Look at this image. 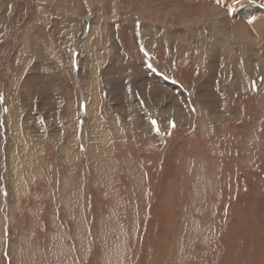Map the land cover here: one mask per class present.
<instances>
[{
    "label": "rangeland",
    "instance_id": "374dc122",
    "mask_svg": "<svg viewBox=\"0 0 264 264\" xmlns=\"http://www.w3.org/2000/svg\"><path fill=\"white\" fill-rule=\"evenodd\" d=\"M0 264H264V0H0Z\"/></svg>",
    "mask_w": 264,
    "mask_h": 264
}]
</instances>
